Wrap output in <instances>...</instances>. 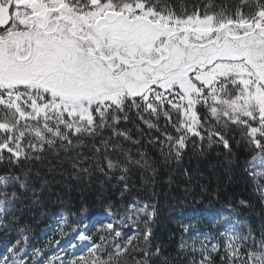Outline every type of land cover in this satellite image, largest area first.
Instances as JSON below:
<instances>
[{
  "label": "snow or ice",
  "instance_id": "obj_1",
  "mask_svg": "<svg viewBox=\"0 0 264 264\" xmlns=\"http://www.w3.org/2000/svg\"><path fill=\"white\" fill-rule=\"evenodd\" d=\"M234 143L264 203V0H0V234L16 237L0 241V264H264V227L231 204L206 230L189 212L166 256L155 193L139 198L132 179L147 192L159 165ZM61 160L114 192L101 210L53 217L60 239L32 246L22 209L57 172L40 166Z\"/></svg>",
  "mask_w": 264,
  "mask_h": 264
},
{
  "label": "trees",
  "instance_id": "obj_2",
  "mask_svg": "<svg viewBox=\"0 0 264 264\" xmlns=\"http://www.w3.org/2000/svg\"><path fill=\"white\" fill-rule=\"evenodd\" d=\"M185 2L190 6L191 0H178L180 4ZM145 147L150 155L158 154L157 148L147 144ZM205 153L199 159L187 155L182 164H172L170 167L159 165L154 186L149 185L147 192L142 189L138 176L132 177L137 185L139 198L146 200L148 193H155L153 201L156 203L157 215L152 224L153 244L161 246L166 256L175 255L180 238V222H186L187 214L194 209L199 211L201 226L205 230L211 216L226 211L228 204L234 208L231 215L246 227L250 226L257 233L264 227V203L254 190V178L245 171V161L250 158L245 148L234 143L232 153L228 154L223 148H208L206 145ZM60 163L67 169L63 176L58 174L63 170L59 168ZM53 165L57 166V172L48 176L50 183L40 202L22 209V221L30 223L32 227V246L42 247L49 238L60 239L49 228L50 225L55 226L53 217L60 213L78 215L82 205H87L89 214L101 210L104 205L103 197L114 192V189L107 187L102 191L96 177L89 182L87 177L76 178L70 175L71 168L65 160L52 161L50 165L40 167L42 172L47 173ZM185 168L191 169L190 178L184 175ZM256 171L260 169L257 168ZM115 198H119L118 193ZM241 200L247 201L249 206L240 205ZM123 231L128 235L132 234L127 228ZM15 238V234L9 237L0 234V241L12 243ZM61 243L67 246L65 240ZM2 250L0 247V251ZM57 251L53 246L47 255H54Z\"/></svg>",
  "mask_w": 264,
  "mask_h": 264
}]
</instances>
